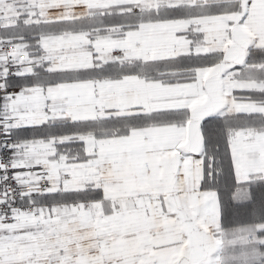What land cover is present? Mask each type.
I'll list each match as a JSON object with an SVG mask.
<instances>
[{"label": "snow or ice", "instance_id": "6c2138e0", "mask_svg": "<svg viewBox=\"0 0 264 264\" xmlns=\"http://www.w3.org/2000/svg\"><path fill=\"white\" fill-rule=\"evenodd\" d=\"M0 264H264V0H0Z\"/></svg>", "mask_w": 264, "mask_h": 264}]
</instances>
